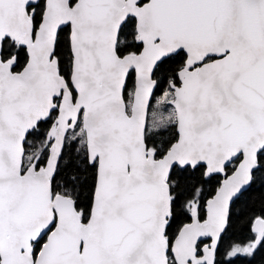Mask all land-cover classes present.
I'll return each mask as SVG.
<instances>
[{"label":"snow or ice","instance_id":"snow-or-ice-1","mask_svg":"<svg viewBox=\"0 0 264 264\" xmlns=\"http://www.w3.org/2000/svg\"><path fill=\"white\" fill-rule=\"evenodd\" d=\"M0 264H264V0H0Z\"/></svg>","mask_w":264,"mask_h":264}]
</instances>
